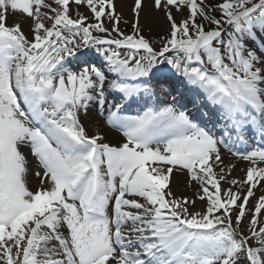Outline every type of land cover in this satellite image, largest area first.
Here are the masks:
<instances>
[{"label":"snow or ice","instance_id":"1","mask_svg":"<svg viewBox=\"0 0 264 264\" xmlns=\"http://www.w3.org/2000/svg\"><path fill=\"white\" fill-rule=\"evenodd\" d=\"M0 264H264V0H0Z\"/></svg>","mask_w":264,"mask_h":264},{"label":"bare ground","instance_id":"2","mask_svg":"<svg viewBox=\"0 0 264 264\" xmlns=\"http://www.w3.org/2000/svg\"><path fill=\"white\" fill-rule=\"evenodd\" d=\"M91 121H92V114L89 113L88 117H83L82 122L84 123L86 129L91 132L95 127L91 126ZM101 132V134H104L106 136V142L109 139H112L116 134L115 133H106L102 129H95L94 132ZM225 164H228V161L225 160ZM232 175L234 177H242L244 173L241 171V167L236 168ZM187 181V177L174 172L173 175L170 177V188L171 191L174 192L176 197L180 196H188V198H193L194 195V189L192 187L189 188H184L185 184L184 182ZM39 183L38 180H36L32 175L29 176V187L35 191L36 186ZM188 184V183H186ZM223 187H228V185L223 184ZM183 194V195H182ZM259 191H257V195H259ZM197 207H199V202L197 203Z\"/></svg>","mask_w":264,"mask_h":264},{"label":"rangeland","instance_id":"3","mask_svg":"<svg viewBox=\"0 0 264 264\" xmlns=\"http://www.w3.org/2000/svg\"><path fill=\"white\" fill-rule=\"evenodd\" d=\"M114 2H115V7H116L117 14L123 13L125 18H128L129 17V9L131 8L133 0H114ZM73 7H75V6L73 5ZM81 11L85 12L86 15L88 14L86 9L82 8ZM142 21H143V17H142ZM7 23L11 25L13 23V21L8 20ZM120 27H121L122 30H125V31H128V29H129L124 23H121ZM23 30L27 33V31H28L27 24L23 25ZM164 30H165V28H164L163 22L162 21H158V23L156 25H154V28H153V31H152L151 35H154V34L162 35ZM145 33L149 34L147 32V30H145ZM95 129L96 128H94L90 133H94ZM238 167H241V169H242V168H245L246 165L242 166V163H238L237 164V168ZM183 176L185 177L186 175H183ZM186 183H187V181L184 182V184H185L184 188H189L190 186L188 184H186ZM172 193H173L174 196H176L174 194V192H172ZM180 197H185V196H180ZM186 197H188V196H186Z\"/></svg>","mask_w":264,"mask_h":264}]
</instances>
